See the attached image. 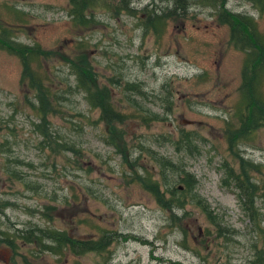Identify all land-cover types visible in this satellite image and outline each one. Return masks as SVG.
<instances>
[{"label":"rangeland","instance_id":"obj_1","mask_svg":"<svg viewBox=\"0 0 264 264\" xmlns=\"http://www.w3.org/2000/svg\"><path fill=\"white\" fill-rule=\"evenodd\" d=\"M129 2L132 15L94 9L93 22L81 27L67 14L68 0H0V26L14 32L18 42L51 52L37 70L47 75L51 93L66 85L60 80H72L65 59L83 52L97 89H105L110 104L125 115L116 125L123 132L119 143L155 177L154 157L189 172L214 223L192 203L185 218L178 211L176 218L174 210H161L131 183L126 161L104 143L108 131L97 120L100 111H90L79 92L61 101L70 114L48 119L52 138L77 143L79 155L42 144L31 105L36 104L34 90L21 82L19 59L0 51V230L38 225L77 239L97 238L103 230L128 235L109 248V264H252L257 251L264 253V122L241 140L235 138L234 146L229 142L246 117L239 92L244 54L232 46L228 28L217 23L213 9L192 6L183 18L146 31L143 9L153 2L156 9L169 6V0ZM262 6L259 11L246 0L226 4L232 13L251 16L264 38V0ZM261 77L257 96L264 102V72ZM126 84L136 87L125 91ZM153 114L161 121H150ZM183 135L192 141L189 147H179ZM242 166L256 186V216L244 210L225 179L227 168L238 174ZM98 262L101 258L93 254L55 256L33 246L12 252L0 243V264Z\"/></svg>","mask_w":264,"mask_h":264},{"label":"trees","instance_id":"obj_2","mask_svg":"<svg viewBox=\"0 0 264 264\" xmlns=\"http://www.w3.org/2000/svg\"><path fill=\"white\" fill-rule=\"evenodd\" d=\"M106 1L100 3L98 0H68L69 10L67 14L76 25L87 27L93 22L91 11H94V9L106 8L108 10L111 8L115 14L127 12V14L132 15L134 13V9L130 7L129 0H109L114 3L113 6ZM246 1L259 11L262 10V0ZM169 3V6L165 5L163 8L156 9L153 2L143 9L145 16L144 28L146 31L163 26L165 20L183 18L192 6L200 5L201 7L213 9L217 23L228 28L232 46L244 54L245 63L243 65L239 92L246 106V117L241 119V128L230 133L234 137L229 141L230 146H234L238 139L241 140L243 136L254 132L253 130L264 122V102L262 100L263 103L259 101L257 96L258 85L264 72V38L258 34L256 22L251 16L235 14L226 8L227 0H169ZM14 37V32L0 26V51H6L9 55L19 59L22 67L21 82H27L30 90H34L33 97L36 104L33 103L31 105L36 108V115L40 120L35 127L43 138L42 144L48 146L50 150L62 149L65 152L79 155L81 148H77L80 147L77 143H57V140L52 138L48 121L49 117L53 115L64 116L70 114V109L64 108L62 102L68 101L67 95L79 92V94L83 95V99L90 111H100V118L97 120L100 123L104 122L108 131V137L104 139V143L113 148L114 153L121 156L123 161H126L128 166L127 173L128 177L131 178V183L139 185L143 191L149 193L161 210H167L171 213L174 210L176 218H179L177 211L182 213L181 219L185 218L187 215L186 206L192 203L214 223V217L209 206L194 191L196 181L189 172L178 163H174L169 159L154 157L153 161L159 165V171L155 177L152 172L139 166L137 159L132 158L126 147L119 143L123 132L118 131L116 125L119 126L124 123L125 115L110 104L109 94L105 89L100 90L99 87L97 89V86H95L97 82L96 74L83 52L78 50L75 60L65 59L69 76L72 77V80L71 82L65 78L60 80L61 83L65 82L66 85L64 87L58 85V89L51 93L46 86L47 75H40L37 71L41 68L39 61L50 58L51 52L35 44H22ZM82 43L79 44V48L84 47ZM34 64H36V67L33 66ZM124 86L125 91H132L136 87L134 85L130 88L128 84ZM141 95L143 96L144 94L141 93ZM62 106L64 109H62ZM82 116L85 117L84 114ZM150 117L152 118L150 121H159L161 119L159 115L155 114ZM235 138L236 141L234 142ZM191 143L189 136L183 135L178 145L179 147L183 145L189 147ZM123 161L122 163L124 164ZM242 165L244 166L243 162ZM243 166L238 174L227 168L225 170V179L232 189L238 193V200L243 204L244 210H248L256 216L254 208L256 204V186L249 180L248 177L250 176ZM12 174L18 177L16 172ZM217 225L219 227V224ZM218 232L220 234V231ZM126 237L129 236L116 231L103 230L97 238L77 239L64 230L38 225H30L25 229L15 230L14 232L0 230V243L5 244L12 252H17L23 246H33L38 249V253L55 256L62 255L66 251L75 257L93 254L102 260V263L98 262L97 264H109V248L114 242L118 243ZM253 258L252 264H264L263 251H257Z\"/></svg>","mask_w":264,"mask_h":264}]
</instances>
